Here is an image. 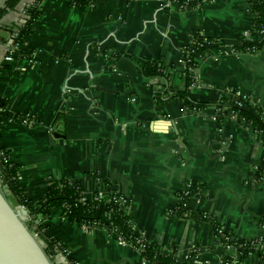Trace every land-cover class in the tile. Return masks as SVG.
Returning a JSON list of instances; mask_svg holds the SVG:
<instances>
[{"label": "crops", "instance_id": "crops-1", "mask_svg": "<svg viewBox=\"0 0 264 264\" xmlns=\"http://www.w3.org/2000/svg\"><path fill=\"white\" fill-rule=\"evenodd\" d=\"M71 1L42 0L25 44L10 46L0 37V102L25 118L0 128V149L17 165L20 189L36 202L56 182H76L91 194L107 180L131 199L137 231L175 251L180 262L239 261L236 251L217 244L210 226L176 211L192 190L193 213L215 218L234 238L263 239L261 135L230 110L217 122L215 108L188 113L178 100L157 104L160 81L146 80L141 68L161 61L169 86L184 89V49L200 32L225 48L207 53L190 72L191 97L217 103L224 92L237 91L264 112V49L230 51L263 41L249 0H192L199 6L189 11L168 0H83V10ZM28 2L9 12L0 32L22 23ZM63 212L38 216L41 223L34 224L68 249L67 259L144 264L141 251L104 229L71 223ZM112 220L105 215L106 223ZM240 264L260 263L252 255Z\"/></svg>", "mask_w": 264, "mask_h": 264}, {"label": "trees", "instance_id": "trees-1", "mask_svg": "<svg viewBox=\"0 0 264 264\" xmlns=\"http://www.w3.org/2000/svg\"><path fill=\"white\" fill-rule=\"evenodd\" d=\"M25 1H32L26 3L23 8V20L25 22L6 29L14 40V46L25 44L32 34L41 15L40 4L42 0H6L4 6L0 7L1 25L2 20L9 12L15 11ZM168 1L176 3L185 11L193 10L199 6L192 0ZM71 5L78 6L80 10L86 7L83 0H72ZM249 8L254 15V31L258 34H264V0H249ZM193 37V44L184 49L190 60L189 69L185 72L186 86L184 89L176 90L169 86L170 77L166 66L161 61L149 62L141 68V73L146 80L160 81V87L155 95L157 104H164L169 100H178L183 111L188 113L204 112L209 108H215L218 111L220 121L224 119L226 111L230 110L240 117L241 122L261 135L264 145V112L251 99L240 95L237 91H232L230 95L227 93L228 91L224 92L217 103L198 102L191 97L189 90L194 80L190 72L198 68L199 62L206 57L207 53L225 48V45L218 40L205 37L200 32H195ZM262 44L263 41L256 44L244 41L242 45L232 49L236 52H245L249 47L256 46L259 48ZM24 121V117L10 114L8 101L0 102V128L7 123H24ZM261 175V169L257 170V176L260 177ZM0 183L2 187L8 189L20 205L30 212V215L43 216L49 219L57 210L63 209L64 217L71 223L80 226H93L94 223H100V227H103L106 213L111 214L113 220L108 225V230L116 232L117 238H122L126 244L132 245L136 249L141 250V247L144 246L142 255L145 261L150 264H188L187 261L180 262L175 251L158 248L137 231L130 212L131 199L114 190L107 180H102L98 188L91 194H88L76 182H56L49 186L41 200L30 201L19 187L17 165L11 162L5 150L0 149ZM193 195L194 192L191 191L187 198H183L186 205H179L176 211L179 218L210 226L215 233L217 244L235 248L240 260L235 261L232 258H227L228 264H240L252 255L258 258L260 264H264V238L248 242L227 234L215 218L191 211L189 204ZM121 199H125L126 203H121ZM28 227L44 242L45 251L53 261H55V256L58 253L65 257L68 264H76L72 259H67L70 254L68 249L58 241L46 238L42 234L41 228L36 227L34 222H29ZM193 257L195 254L189 256V258Z\"/></svg>", "mask_w": 264, "mask_h": 264}, {"label": "water", "instance_id": "water-1", "mask_svg": "<svg viewBox=\"0 0 264 264\" xmlns=\"http://www.w3.org/2000/svg\"><path fill=\"white\" fill-rule=\"evenodd\" d=\"M5 1L0 0V7ZM0 37L9 38V45H13L9 32H0ZM11 197L8 189L0 183V264H56L46 253L41 239L28 227L29 222L40 225L38 216L30 215ZM57 258L62 264H68L63 255L58 254Z\"/></svg>", "mask_w": 264, "mask_h": 264}, {"label": "built area", "instance_id": "built-area-1", "mask_svg": "<svg viewBox=\"0 0 264 264\" xmlns=\"http://www.w3.org/2000/svg\"><path fill=\"white\" fill-rule=\"evenodd\" d=\"M23 14H24V13H23ZM259 35H261V36L263 37V44H262V46L259 47V48H257L256 46L249 47V48L246 49V52H251V53H252V52H256V51H259V50L264 49V34H263V33H259ZM230 51H232V52H236L234 49H230ZM189 63H190L189 56H188V54L185 52V67H186V70L189 69ZM231 92H232V91H228L227 93L230 95ZM227 111H228V110H227ZM227 111H226V115H227ZM230 113H231V115H232L233 117L240 118L236 113H234V112H232V111H230ZM226 115H225V116H226ZM225 116H224V117H225ZM213 120H215V121H217V122H221V121L218 119V115H217L216 117H214ZM51 131H53V130H51ZM2 155L5 156L4 153H2ZM257 170H258V169H257ZM261 171H262V175L259 177V181H260L262 184H264V168H262ZM191 191H192V190H188V191H186V192L183 193V197H181L180 204H184V205H186V204L184 203L185 201H184L183 198H187V196L190 195ZM11 196H12V195H11ZM121 203L125 204V203H126V200H125V199H121ZM22 208H23V209H26L24 206H22ZM106 214H107V213H106ZM107 215L110 216V217H112L111 214H107ZM109 224H110V223H109ZM109 224L106 223V222L103 220V225H102L103 227H100V223H94L93 226H85V227L92 228V229H99V228H100V229H104V230L107 231L111 236L115 237L119 242H121V243H125L124 240H123L122 238H117V237H116V235H115L116 232L108 230L107 227H108ZM41 242L44 244V242H43L42 240H41ZM125 244H126V243H125ZM44 245H45V244H44ZM131 246H132V245H131ZM226 248H229V249H232V250L236 251L235 248L230 247V246H227ZM143 249H144V246L141 247V250H139V249H137V250L141 251V253H142V252H143ZM196 253H197V251L195 250V251H192L190 254H196ZM57 256H58V253H57L56 256H55L56 259H57ZM188 258H189V257H188ZM144 260H145V259H144ZM144 264H150V263L147 262V261H145ZM223 264H228V260H225Z\"/></svg>", "mask_w": 264, "mask_h": 264}, {"label": "rangeland", "instance_id": "rangeland-1", "mask_svg": "<svg viewBox=\"0 0 264 264\" xmlns=\"http://www.w3.org/2000/svg\"><path fill=\"white\" fill-rule=\"evenodd\" d=\"M11 198H12L11 200L14 201L13 197H11ZM55 263L56 264H62V262L59 258L55 259Z\"/></svg>", "mask_w": 264, "mask_h": 264}]
</instances>
